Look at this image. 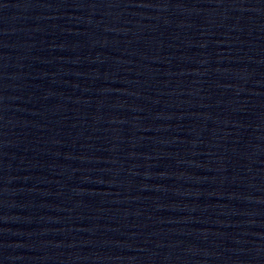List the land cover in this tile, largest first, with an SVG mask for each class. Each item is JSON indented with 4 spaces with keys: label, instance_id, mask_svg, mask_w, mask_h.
<instances>
[{
    "label": "water",
    "instance_id": "95a60500",
    "mask_svg": "<svg viewBox=\"0 0 264 264\" xmlns=\"http://www.w3.org/2000/svg\"><path fill=\"white\" fill-rule=\"evenodd\" d=\"M102 264H264V30Z\"/></svg>",
    "mask_w": 264,
    "mask_h": 264
}]
</instances>
